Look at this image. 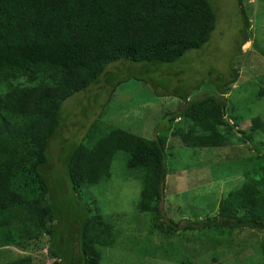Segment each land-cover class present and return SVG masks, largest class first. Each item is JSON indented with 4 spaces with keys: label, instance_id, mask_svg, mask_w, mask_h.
Wrapping results in <instances>:
<instances>
[{
    "label": "trees",
    "instance_id": "16d2710c",
    "mask_svg": "<svg viewBox=\"0 0 264 264\" xmlns=\"http://www.w3.org/2000/svg\"><path fill=\"white\" fill-rule=\"evenodd\" d=\"M236 1L242 44L251 40L250 18L242 0ZM217 22L211 0H0V248L24 250L31 240L49 235L50 264H102L104 249L116 244L118 234L110 220L83 204L81 194L111 178L120 152L128 168L142 175L137 210L150 216L162 236L209 230L207 239L220 242L240 228L264 232V144L258 141L264 139V120L253 118L239 137L226 118L223 98L238 80L237 70L227 82L208 81L213 94L194 100L187 92L180 95L186 108L175 117L190 121L187 131H172L192 148L251 144L253 154L237 157L244 179L220 200L217 215L186 222L168 216L167 175L175 171L167 166V135L147 139L100 117L68 160L55 167L50 161L64 104L98 83L112 63L175 62L204 49ZM104 123L110 126L103 130ZM59 139L63 156L68 140ZM57 167L62 174L54 180ZM258 249L264 264V238ZM5 264L34 263L24 257Z\"/></svg>",
    "mask_w": 264,
    "mask_h": 264
},
{
    "label": "rangeland",
    "instance_id": "374dc122",
    "mask_svg": "<svg viewBox=\"0 0 264 264\" xmlns=\"http://www.w3.org/2000/svg\"><path fill=\"white\" fill-rule=\"evenodd\" d=\"M211 1L218 22L204 49L190 50L177 61L159 67L128 60L112 63L98 83L64 104V121L50 144L52 167L60 159L68 160L71 148L88 141L83 134L100 117L147 139L159 134L167 139V135V166L175 171L167 175L168 216L186 222L217 215L220 200L244 179L237 157L254 151L248 142L222 148L188 147L183 137L172 131H187L190 120L175 115L178 109L186 108L180 95L187 92L189 100H194L213 94L210 82H227L237 70L238 80L223 98L226 118L239 137L251 129L253 118L264 120V0H242L251 30V40L242 44L240 30L244 23L237 1ZM107 126L101 124L103 130ZM59 137L68 140L63 156L59 154L63 149ZM258 141L264 144V139ZM194 162L197 166L186 167ZM58 169H52L54 180L62 174ZM141 178L140 171L128 168L127 156L120 152L113 162L111 178L81 194L83 204L90 206L93 214L110 220L118 234L116 244L104 249L102 264H181L185 260L196 264H263L258 252L263 231L236 229L231 236L227 233L220 237V242L207 239L209 230L170 236L154 231L150 216L137 210ZM50 245L49 235H43L31 240L24 250L0 248V264L24 257H31L34 264H50L54 260Z\"/></svg>",
    "mask_w": 264,
    "mask_h": 264
}]
</instances>
